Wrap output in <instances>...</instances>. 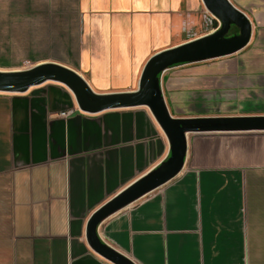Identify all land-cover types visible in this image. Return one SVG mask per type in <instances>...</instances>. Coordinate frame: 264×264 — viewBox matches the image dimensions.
Instances as JSON below:
<instances>
[{
    "label": "crops",
    "instance_id": "1",
    "mask_svg": "<svg viewBox=\"0 0 264 264\" xmlns=\"http://www.w3.org/2000/svg\"><path fill=\"white\" fill-rule=\"evenodd\" d=\"M231 1L251 17L250 42L222 75L206 60L166 69L172 115H264V0ZM205 10L203 0H0V47H64L37 63L69 66L99 93L130 91L153 54L206 34ZM214 86L222 112L211 111ZM189 134L182 171L104 219L101 239L138 264H264V131ZM170 151L147 106L87 113L58 82L0 92V264H114L87 224Z\"/></svg>",
    "mask_w": 264,
    "mask_h": 264
},
{
    "label": "water",
    "instance_id": "2",
    "mask_svg": "<svg viewBox=\"0 0 264 264\" xmlns=\"http://www.w3.org/2000/svg\"><path fill=\"white\" fill-rule=\"evenodd\" d=\"M205 8L217 17L221 26L208 34L153 54L146 62L135 90L99 93L75 69L54 61L34 64L25 69H0V92L24 93L46 82L68 87L80 110L98 113L104 110L147 106L170 142V155L158 166L136 179L102 205L90 218L86 236L92 249L114 264H138L112 245L98 232L100 223L164 185L183 169L188 153V134L213 131H264V115L179 117L172 115L161 86V74L180 63H194L237 53L252 37L249 16L231 0H203ZM239 31L229 35L231 28Z\"/></svg>",
    "mask_w": 264,
    "mask_h": 264
},
{
    "label": "rangeland",
    "instance_id": "3",
    "mask_svg": "<svg viewBox=\"0 0 264 264\" xmlns=\"http://www.w3.org/2000/svg\"><path fill=\"white\" fill-rule=\"evenodd\" d=\"M249 18L251 19L250 15ZM203 30L202 33H208L211 31V26H207L205 20L203 21ZM251 47V45L249 46ZM50 49V47H27V46H14V47H0V66L10 67V68H18V69H25L28 68L34 64H37V62L44 60V59H54L61 58L63 56H66L67 50L64 47H55L51 48V53H45L46 50ZM66 50V51H65ZM31 53L30 57L33 58L28 59V54ZM234 57H237V54L232 56H224L221 58H215L212 60H206V63L211 64V68L214 71L218 72V75L223 74V66L227 64V59H234ZM39 59V60H38ZM224 61V62H223ZM218 87V86H217ZM216 86L214 88L208 89L209 97H210V103L214 102L211 106V111L213 112H222L223 111V99L222 96H220L219 90ZM221 90H223V86L221 87ZM216 91V92H215ZM222 92V91H221ZM186 94H183L181 98L178 99L180 101V104L183 105L185 103ZM176 100V99H175ZM171 102V101H170ZM218 103V104H217ZM220 106L218 109L217 107ZM191 136V134H189Z\"/></svg>",
    "mask_w": 264,
    "mask_h": 264
},
{
    "label": "built area",
    "instance_id": "4",
    "mask_svg": "<svg viewBox=\"0 0 264 264\" xmlns=\"http://www.w3.org/2000/svg\"><path fill=\"white\" fill-rule=\"evenodd\" d=\"M204 20L206 24H208L207 26H211V29H212L208 33L217 30L221 26L220 20L217 17H215L211 12H209L207 9L204 12ZM215 23L217 24L216 26H215ZM74 112H75V109H70V110L61 112L60 115L67 118L71 116Z\"/></svg>",
    "mask_w": 264,
    "mask_h": 264
},
{
    "label": "trees",
    "instance_id": "5",
    "mask_svg": "<svg viewBox=\"0 0 264 264\" xmlns=\"http://www.w3.org/2000/svg\"><path fill=\"white\" fill-rule=\"evenodd\" d=\"M217 24L215 23V26H216ZM239 31V29L236 27V26H233L232 28H231V31H230V35H232V34H234V33H236V32H238ZM181 64V63H180ZM178 65V64H177Z\"/></svg>",
    "mask_w": 264,
    "mask_h": 264
},
{
    "label": "flooded vegetation",
    "instance_id": "6",
    "mask_svg": "<svg viewBox=\"0 0 264 264\" xmlns=\"http://www.w3.org/2000/svg\"><path fill=\"white\" fill-rule=\"evenodd\" d=\"M230 35V34H229Z\"/></svg>",
    "mask_w": 264,
    "mask_h": 264
}]
</instances>
